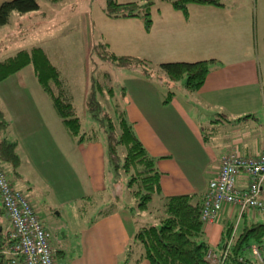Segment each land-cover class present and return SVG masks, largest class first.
Returning <instances> with one entry per match:
<instances>
[{
    "label": "crops",
    "instance_id": "0c3cea01",
    "mask_svg": "<svg viewBox=\"0 0 264 264\" xmlns=\"http://www.w3.org/2000/svg\"><path fill=\"white\" fill-rule=\"evenodd\" d=\"M219 1L222 5L190 3L186 12L174 9L169 1H158L151 11L152 24L149 30L144 28L140 17H132L139 20L146 32L140 42L149 50V54H143L142 58L161 62L213 59L203 84L191 93L195 113L193 117L186 116H190L189 110L174 99L175 93L167 99L159 98L158 105L149 107V114L142 115L147 125L137 136L147 152L162 162L172 158L170 151L160 152L155 148L156 143L161 141V128L154 124L157 110L171 113L167 118L175 120L189 141L199 146L202 145V138L205 139L199 130L202 128L201 121L208 117L214 139H217L219 131L215 129L226 125L224 140L217 146L220 155L212 159L209 178L203 180L199 187L191 181L171 177L167 170H160V198L181 193L203 195L209 179L217 174L224 154L236 149L242 154L252 155L264 146V0ZM160 82L158 86L162 87L164 84L169 87L173 84L162 79ZM22 95L32 99L35 121L32 122L20 108L12 107L10 113L15 127H19L24 135L28 134L26 131H29L30 126L35 130L32 137H24L27 155L34 160L38 172L42 171L44 177L51 178L55 192L57 188L63 191L64 199L89 201L107 186V171L102 165L103 145L95 139L75 143L42 88L34 91L25 89ZM14 102L19 103V100ZM213 114L216 115L214 119ZM142 117H132L135 125L139 124ZM15 141L18 146L19 141ZM44 155L42 159L48 155L51 159L43 161L41 156ZM20 165L16 168L7 165L12 175L7 173L9 181L13 188L23 192L33 203L32 197L21 187V183L25 182L18 171ZM42 165L49 166V170H42ZM3 166L6 170L4 163ZM32 206L36 210L34 204ZM79 209L78 222L83 220L85 224L77 227V230L71 228L67 234L58 229L51 213L45 214L44 220L40 219L50 233V245L55 251L56 263L67 264V261L72 260L71 264H119L139 223L132 222L125 210L119 207L106 214L97 212L91 222L90 217L85 218L84 208ZM245 214L246 211L239 214L237 207L225 204L216 221L203 224L202 238L218 252L227 227L234 225L232 217ZM136 257L137 253L128 264H133ZM136 264L150 263L148 259L141 258Z\"/></svg>",
    "mask_w": 264,
    "mask_h": 264
},
{
    "label": "rangeland",
    "instance_id": "374dc122",
    "mask_svg": "<svg viewBox=\"0 0 264 264\" xmlns=\"http://www.w3.org/2000/svg\"><path fill=\"white\" fill-rule=\"evenodd\" d=\"M106 1L60 0L52 2L51 0H38L39 7L37 9L29 12L13 11L10 21L0 26V60L20 49L42 47L53 64L60 70L61 77L65 80L73 96L72 101L81 119V132L95 135L97 143L103 145L104 148L102 165L107 171V186L95 193L89 201L64 199L63 191L57 188L55 192L51 178L44 177L42 171L38 172L34 160L25 151L24 137H32L35 132L33 126H30L29 131H26L28 134L24 135L19 127H15L16 123L11 118V108L14 107L22 109L32 122L35 121L32 99L22 95L25 89L33 91L41 89L35 80L33 66L27 65L0 83V108L5 112L8 121V127L2 132V136L19 141L17 151L21 157V165L18 171L22 174L25 182L21 183V187L28 196L32 197V204L35 206L39 219L44 220L45 214L51 213L58 229L65 234L69 233L71 228L77 230V227L84 226L83 220L78 222L81 213L79 208H84L85 218L90 217L91 222L95 219L94 216L97 212L116 204L120 209L125 210L132 222H138L139 225L159 224V215L163 212V201L157 194L148 202V208L138 207L128 185L129 174L122 169L115 171L108 161L105 130L100 122L92 117L87 107L90 77L95 67L97 69L94 74L103 88L102 91L99 88L95 89L96 98L101 103L102 111L113 118L123 111L125 118L132 124L137 135L141 129H146L147 124L142 115L149 114V107L157 106L159 98L167 99L169 91H173L174 99L180 102L184 109L189 110L190 116L187 114V117L195 115L194 103L191 102L192 91H188L185 87V76L178 81L171 82L173 84L170 87L165 84L163 87L162 85L158 86L161 83L160 79L167 80L166 75L157 68V64L161 61L150 60L147 68L151 74L147 75L142 71L141 66H119L110 61H102L96 54L90 55L92 46L101 41H106L109 49L118 55L131 54L143 57V54H149V50L140 42L146 32L139 20L107 17L103 12ZM104 72L109 73L107 82L104 79ZM107 87H111L113 95H110ZM14 100H19V103ZM154 115L157 117L155 126L161 128L159 135L161 141L156 143L155 148L160 152L168 150L172 153L171 160L167 162L156 158L155 166L159 171H169L171 177L191 181L194 186L200 187L203 180H207L210 176L212 159L218 158L220 155L217 146L224 140L226 125L215 129L219 131L217 139H214L212 137L214 131L209 125L212 123L208 117L205 121H201L202 128L199 130L205 139L202 138V145L199 146L189 141L184 130L182 131L178 127V123L174 122L175 120L167 118L171 113L168 114L166 110L160 109ZM138 116L142 117V120L135 125L132 117ZM212 116L213 119L216 118V115ZM121 147L119 146L120 161L123 156ZM42 157L45 155L41 156V159ZM49 158L51 159L48 155L42 160L47 162ZM41 168L49 170L47 165H42ZM6 170L9 176H12L7 165ZM57 179L60 180L59 177ZM232 222L235 226L234 234H238L244 223L264 222V210L248 209L245 216H233ZM7 225L6 221L4 226ZM221 244H223V240ZM253 246L258 249L261 259L252 255ZM243 255L248 258L249 264H264V238L260 242L251 240L250 246L244 249ZM123 257L119 264H128L122 263ZM71 261H67V264H71Z\"/></svg>",
    "mask_w": 264,
    "mask_h": 264
},
{
    "label": "trees",
    "instance_id": "16d2710c",
    "mask_svg": "<svg viewBox=\"0 0 264 264\" xmlns=\"http://www.w3.org/2000/svg\"><path fill=\"white\" fill-rule=\"evenodd\" d=\"M57 2L60 0H51ZM163 1V0H159ZM169 1L174 9L187 11L188 4H213L222 5L219 0H164ZM157 0H132L118 2L107 0L103 7L104 14L109 18L140 17L144 28L149 30L152 24V8ZM39 7L38 0H3L0 3V26L10 21L13 11L29 12ZM97 55L102 61H110L119 66H141L145 74L149 73V60L134 55H118L109 49L106 41H101L92 46L90 55ZM213 59L197 61H164L157 64L167 82H175L186 77L185 87L188 91L197 90L204 82L210 70ZM31 64L34 74L42 90L48 96L58 118L70 138L77 144L95 139V135L81 132V119L78 116L72 94L61 77L60 70L53 64L46 51L40 46L30 49H20L12 55L0 60V83L25 66ZM92 70L90 77V92L87 97V107L93 118L100 122L106 133V148L108 161L115 171L120 169L129 174L128 185L130 192L136 200V205L141 209L148 208V202L155 194L161 195L160 171L155 166L156 157L150 155L142 141L127 121L123 111L115 118L102 111L101 103L96 98V88L103 90ZM104 79L109 80V73L104 72ZM104 86L106 87L104 82ZM110 95L111 87H107ZM168 97L174 94L168 92ZM8 127L5 112L0 108V161L5 165L16 168L21 159L17 152V142L2 136ZM122 146V160L120 161V148ZM121 163H120V162ZM205 194V193H204ZM203 195L195 193L172 194L162 199L163 212L159 215V224H141L134 233L132 242L128 245L122 263H128L136 255L133 264L141 258L148 259L150 264H210L205 254L210 248L202 238L203 220L201 211ZM116 204L102 210L106 214L117 208ZM8 222L6 211L0 200V228ZM234 225L227 227L223 236V244L231 236ZM2 236V231H0ZM264 238V222L244 224L238 234L233 235L230 247L228 264H249L248 258L243 255L250 241L260 242ZM222 244V246H223ZM138 246V251L137 247ZM243 260L240 261L239 258ZM1 264H7L2 261Z\"/></svg>",
    "mask_w": 264,
    "mask_h": 264
},
{
    "label": "built area",
    "instance_id": "2783aa9c",
    "mask_svg": "<svg viewBox=\"0 0 264 264\" xmlns=\"http://www.w3.org/2000/svg\"><path fill=\"white\" fill-rule=\"evenodd\" d=\"M0 200L8 219V225L1 228L0 264H57L49 231L30 199L12 187L1 161ZM225 204L237 207L239 214L248 209L264 210V146L256 154L246 155L234 149L221 157L217 174L209 179L204 194L203 222L216 221ZM234 231L235 228L218 252L207 250L205 257L210 264H228ZM252 255L261 259L254 246Z\"/></svg>",
    "mask_w": 264,
    "mask_h": 264
},
{
    "label": "water",
    "instance_id": "95a60500",
    "mask_svg": "<svg viewBox=\"0 0 264 264\" xmlns=\"http://www.w3.org/2000/svg\"><path fill=\"white\" fill-rule=\"evenodd\" d=\"M0 231H1V228H0Z\"/></svg>",
    "mask_w": 264,
    "mask_h": 264
}]
</instances>
